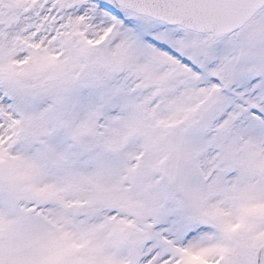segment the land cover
I'll return each instance as SVG.
<instances>
[{"label": "snow or ice", "instance_id": "snow-or-ice-1", "mask_svg": "<svg viewBox=\"0 0 264 264\" xmlns=\"http://www.w3.org/2000/svg\"><path fill=\"white\" fill-rule=\"evenodd\" d=\"M0 264H264V0H0Z\"/></svg>", "mask_w": 264, "mask_h": 264}]
</instances>
